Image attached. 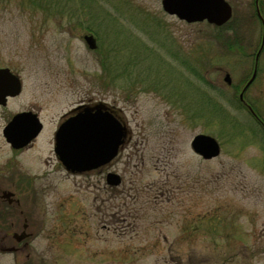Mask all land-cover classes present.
Wrapping results in <instances>:
<instances>
[{"label": "rangeland", "instance_id": "374dc122", "mask_svg": "<svg viewBox=\"0 0 264 264\" xmlns=\"http://www.w3.org/2000/svg\"><path fill=\"white\" fill-rule=\"evenodd\" d=\"M160 2L0 0V64L19 70L28 99H41L42 115L55 119L81 99L102 95L121 108L131 132L117 164L121 193L104 191L96 171L59 179L45 221L49 231L34 243L43 264H178L185 251L200 244L207 252L218 217L235 226V247L214 254L213 263L220 264L239 251L243 230L252 235L251 246L261 234L264 131L234 101V84L210 89L200 79L204 71L195 67L202 48L214 50L209 61L228 70L235 85L251 69L247 64L234 69L238 58L222 54L210 37L214 30L166 14ZM235 10L236 17L253 12L250 6ZM228 27L232 23L219 32L227 35ZM249 28L250 23L238 27L256 40L259 25L253 32ZM84 35H92L95 48ZM211 70L225 85L223 73ZM262 73L246 96L264 120ZM197 133L217 139L219 156L204 160L191 150ZM49 149L51 143L45 152ZM184 225L198 226L192 232L199 238L190 230L180 241ZM164 237L175 241L170 252ZM250 250L249 260L236 256L231 264H264L260 241Z\"/></svg>", "mask_w": 264, "mask_h": 264}, {"label": "flooded vegetation", "instance_id": "af4514ba", "mask_svg": "<svg viewBox=\"0 0 264 264\" xmlns=\"http://www.w3.org/2000/svg\"><path fill=\"white\" fill-rule=\"evenodd\" d=\"M224 1L230 5L231 16L221 25H216L207 19L188 22L176 18L186 24H205L209 29L214 30L210 37L222 48V54L227 57L236 56L238 58L235 61L238 67L234 69H239V67L242 69L243 64H247V69H251V72L243 76L240 82L235 85L236 83L228 70H225L224 67H215L214 63L209 61L210 57L213 56L214 50H204L202 48H200L197 56L198 66L197 68L195 67L201 73L204 71L205 76L200 75V79L208 84L210 89L218 86L220 88L221 86L232 88L234 84L235 92L233 94L236 96L234 101L237 100L238 104L243 105L264 131V120L255 111L252 113L250 110L252 102L246 96L252 84L260 79L264 69V0H252L249 5L244 0ZM248 6L253 10L250 15L238 13V17L234 16L235 8L245 10ZM165 13L168 14L167 12ZM252 21H255L256 25ZM230 23H232V27H228L230 33L227 35L221 33ZM247 23H250L249 30H246L249 32H253L259 25L260 34L256 40L253 39V34L240 33L238 27ZM0 68H8L0 69L5 70L0 72V264H43L42 253L37 250L34 243L38 235L49 231L50 226L46 225L45 221L47 214L51 210L50 197L53 196L51 194L54 192L59 179L67 180L71 176L89 175L91 171H96V174L102 178L103 184L101 188L104 191L112 190L118 194L122 192V190L118 189V186L122 183V177L118 173L117 164L121 159V150L124 145L118 148L117 153L110 161L101 166L82 172H71L63 167L54 151L55 135L58 128L64 120L75 115L79 110L76 108L79 106L88 105L93 108L98 103L104 105L103 111L109 112L118 121L123 122L127 128L128 125L126 120H124L121 108L117 106L116 102H108L106 97L102 95L98 99L87 96L55 119L47 118V116L42 115L41 99H28L30 92L26 91L25 82L19 70L10 69L8 66L1 64ZM211 69H216L223 73L222 80L225 85H220L218 76L212 77L209 75L213 71ZM254 69H256L255 75L252 81L247 84L253 75ZM198 88L200 89L199 93L206 101L212 102L213 96L206 94L200 86ZM16 89L18 92H15ZM22 113L29 114L20 115ZM18 115H20V118L14 125H16L19 135L22 137L26 136L28 130L32 129L35 124H38L39 130L28 142L22 143L20 140L22 144L14 146L6 139L4 129L14 122L13 119ZM128 131L130 138L131 132L129 128ZM48 143H51V149L45 152ZM60 169L63 170V174H60ZM109 173L118 175V182L114 176H111L108 180L107 175ZM48 190L51 191V196L47 195ZM46 198H50V200ZM67 199L66 201H68ZM201 221L202 219L199 218V224ZM186 222L187 220H184V223ZM211 224L210 232H213L214 239L212 238L210 243L206 245L205 251L207 252H202L200 244L199 248L194 247V250L185 251L183 257L177 260L178 264H207L208 262L214 264L213 258H216L214 254H219L220 248L229 249L235 247L234 243L231 242L233 230L235 231L232 219L228 220L218 217ZM186 225H184L179 234L178 238L180 241L189 236L190 230L191 232L197 231L198 226L194 225V227H191L190 225L187 228L189 229L187 232ZM243 232V240L237 242L238 247H240L239 251L231 257H227L220 264H231L235 261L236 256L249 260L252 255L250 249L254 248L257 241H260V250H262L264 257V225L258 238H254L253 246L250 245L252 235L248 233L247 229L243 230ZM218 233L221 234V239H224V242H218ZM196 235L197 233L193 237L198 239L199 237L197 238ZM164 241L168 244L167 249L170 252L175 241L171 243L166 237H164ZM186 244L184 246L181 245L183 250H187L185 248ZM209 244L211 246L207 247ZM169 260L174 261L175 258L170 255Z\"/></svg>", "mask_w": 264, "mask_h": 264}, {"label": "water", "instance_id": "95a60500", "mask_svg": "<svg viewBox=\"0 0 264 264\" xmlns=\"http://www.w3.org/2000/svg\"><path fill=\"white\" fill-rule=\"evenodd\" d=\"M161 4L165 12L188 22L207 19L209 22L221 25L231 16L230 5L224 0H162ZM83 39L89 48L96 47L92 35H84ZM2 71L5 70H0ZM255 71L256 69L247 84L252 81ZM15 92H18L17 89ZM76 109L79 110L75 115L64 120L58 128L54 151L66 170L82 172L110 161L118 148L127 142L129 131L123 122L118 121L109 112L103 111L102 103L96 104L93 108L81 105ZM250 110L252 111L251 108ZM20 115L4 129L6 139L14 146H19L20 140L22 143L28 142L39 130L38 124H35L28 130L26 136L19 135L14 124ZM190 147L195 154L206 160L215 158L220 153V145L216 138L205 133L195 134L190 141ZM111 176L116 177L118 182V175L109 173L108 180Z\"/></svg>", "mask_w": 264, "mask_h": 264}]
</instances>
